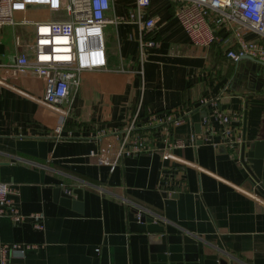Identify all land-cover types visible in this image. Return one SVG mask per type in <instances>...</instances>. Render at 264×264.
<instances>
[{
  "label": "crops",
  "instance_id": "obj_1",
  "mask_svg": "<svg viewBox=\"0 0 264 264\" xmlns=\"http://www.w3.org/2000/svg\"><path fill=\"white\" fill-rule=\"evenodd\" d=\"M134 3L110 0L106 17L124 16ZM177 4L147 1L140 20L153 21L144 34L156 45L141 62L143 30L134 23L105 25L106 67L79 73L61 105L67 117L37 103L43 81L31 71L10 74L31 27L0 28V183L15 187L19 211L40 213L43 224L35 230L28 221L0 219V241L37 246L8 264H151L148 234L129 230V210L151 217L165 235L194 238L199 254L226 264H264V194L238 160L242 134L245 145L264 134V97L244 95L236 65L224 55L230 38L208 48L189 42L174 15ZM48 14L35 7L23 16ZM214 98L217 110L233 118L239 137L233 147L209 118L211 106L200 104ZM150 115L182 121L160 125L148 121ZM134 118V132L151 153L123 157L112 169L88 157L112 145ZM57 188L81 190L80 201L67 192L76 203L63 206L53 197Z\"/></svg>",
  "mask_w": 264,
  "mask_h": 264
},
{
  "label": "built area",
  "instance_id": "obj_2",
  "mask_svg": "<svg viewBox=\"0 0 264 264\" xmlns=\"http://www.w3.org/2000/svg\"><path fill=\"white\" fill-rule=\"evenodd\" d=\"M133 9L121 17L107 18L110 0H0V28L5 26L31 27L32 33L24 51L20 52L10 68L12 76H19L31 71L43 81L42 96L37 103L67 117V104L71 87L78 84L79 73L104 69L106 67L105 41L103 29L108 23H134L139 30L137 43L139 62L145 50L154 48L156 42L145 30L154 28L152 20L141 21L140 17L148 0H134ZM174 15L177 17L189 42L197 47L208 48L220 46L225 38L231 39V45L224 51L225 57L237 64L240 57L248 56L252 60L264 63V0H176ZM39 7L53 13L54 17L30 20L23 16L28 9ZM20 18L15 20V15ZM223 31L222 36L219 34ZM246 33L257 36V41H248ZM224 38V39H223ZM18 48L21 41L13 38ZM114 71L124 72L122 68ZM139 77L141 69L135 72ZM141 88V87H140ZM142 89V88H141ZM218 98L209 101L201 100L200 104H209V118L223 128L225 143L233 147L239 143V137L233 126V118L217 110ZM148 121L160 125H178L181 117L148 116ZM134 119L115 134L112 145L101 147L97 152L90 151L88 157L98 163L107 164L112 169L123 157L151 153L145 139L134 132ZM202 125L207 126L204 118ZM60 125L53 129L59 135ZM177 146H181L178 144ZM167 159V155L162 156ZM160 191V188H159ZM169 194V191H164ZM17 190L9 184L0 183V219L6 218L12 225L28 221L33 229L43 228L42 215L31 213L23 215L18 208ZM139 213H137L138 215ZM35 244L0 241V264H8L13 257L22 256L25 252L36 249Z\"/></svg>",
  "mask_w": 264,
  "mask_h": 264
},
{
  "label": "water",
  "instance_id": "obj_3",
  "mask_svg": "<svg viewBox=\"0 0 264 264\" xmlns=\"http://www.w3.org/2000/svg\"><path fill=\"white\" fill-rule=\"evenodd\" d=\"M236 78L241 79L242 90L246 95H261L264 97V63L252 60L248 56L240 57L235 66ZM240 85V84H239ZM244 132V124H243ZM242 132V133H243ZM238 160L256 184L259 192L264 194V134L259 135L245 145L242 134L238 149ZM81 199V190L68 189L65 192L58 188L53 191V197L63 206L73 205L70 195ZM129 210L127 221L129 230L148 234L151 264H226L216 255H203L197 251V241L188 235H165L163 227L151 217Z\"/></svg>",
  "mask_w": 264,
  "mask_h": 264
},
{
  "label": "rangeland",
  "instance_id": "obj_4",
  "mask_svg": "<svg viewBox=\"0 0 264 264\" xmlns=\"http://www.w3.org/2000/svg\"><path fill=\"white\" fill-rule=\"evenodd\" d=\"M34 8H35V7H34ZM36 8H39V7H36ZM45 13L48 14L47 11H45ZM48 15H50L51 18L54 17V14H53V13H49ZM40 19H43V15H41V16H36L35 18H32L31 20H40ZM256 37H257L256 35H255V36H251L250 41H256V40H257ZM247 39H248V38H247Z\"/></svg>",
  "mask_w": 264,
  "mask_h": 264
}]
</instances>
